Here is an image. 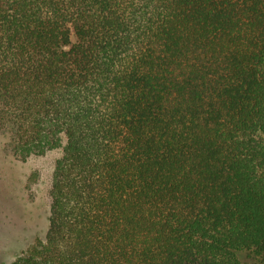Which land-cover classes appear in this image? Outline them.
<instances>
[{
	"label": "trees",
	"instance_id": "1",
	"mask_svg": "<svg viewBox=\"0 0 264 264\" xmlns=\"http://www.w3.org/2000/svg\"><path fill=\"white\" fill-rule=\"evenodd\" d=\"M0 131L60 152L10 264H264V0H0Z\"/></svg>",
	"mask_w": 264,
	"mask_h": 264
},
{
	"label": "rangeland",
	"instance_id": "2",
	"mask_svg": "<svg viewBox=\"0 0 264 264\" xmlns=\"http://www.w3.org/2000/svg\"><path fill=\"white\" fill-rule=\"evenodd\" d=\"M0 131V264H10L49 226L50 186L57 150L15 158Z\"/></svg>",
	"mask_w": 264,
	"mask_h": 264
}]
</instances>
